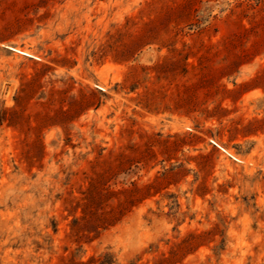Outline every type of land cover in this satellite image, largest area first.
<instances>
[{"label":"rangeland","instance_id":"rangeland-1","mask_svg":"<svg viewBox=\"0 0 264 264\" xmlns=\"http://www.w3.org/2000/svg\"><path fill=\"white\" fill-rule=\"evenodd\" d=\"M0 264H264V0H0Z\"/></svg>","mask_w":264,"mask_h":264},{"label":"bare ground","instance_id":"bare-ground-1","mask_svg":"<svg viewBox=\"0 0 264 264\" xmlns=\"http://www.w3.org/2000/svg\"><path fill=\"white\" fill-rule=\"evenodd\" d=\"M15 50L20 51V50H18V49H15ZM20 52L25 53V54H28V53L25 52V51H20ZM28 55H30V54H28Z\"/></svg>","mask_w":264,"mask_h":264}]
</instances>
